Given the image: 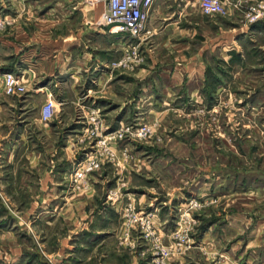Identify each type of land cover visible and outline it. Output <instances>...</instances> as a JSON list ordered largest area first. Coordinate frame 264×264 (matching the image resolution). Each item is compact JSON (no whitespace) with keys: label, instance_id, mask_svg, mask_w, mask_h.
Returning a JSON list of instances; mask_svg holds the SVG:
<instances>
[{"label":"rangeland","instance_id":"rangeland-1","mask_svg":"<svg viewBox=\"0 0 264 264\" xmlns=\"http://www.w3.org/2000/svg\"><path fill=\"white\" fill-rule=\"evenodd\" d=\"M92 1L0 0V264H264V0L201 10L210 38L168 56L141 42L149 11L141 33L116 34ZM84 15L106 32L84 34L93 60L74 78L35 63ZM215 21L248 32L215 47ZM16 35L37 50L30 75Z\"/></svg>","mask_w":264,"mask_h":264},{"label":"crops","instance_id":"crops-1","mask_svg":"<svg viewBox=\"0 0 264 264\" xmlns=\"http://www.w3.org/2000/svg\"><path fill=\"white\" fill-rule=\"evenodd\" d=\"M227 3L236 0H226ZM257 0H244L246 4L255 2ZM200 0H155L152 7L149 10V22L147 24L148 31L151 34L145 36V38L141 39L144 48H147L148 44H152V46H161L165 47L168 50L167 56L169 54H173L174 52L178 54H183L187 52L189 46L192 44L193 39L196 37L197 39L206 43V41L210 38L211 32L209 29L211 17L203 15L199 6ZM83 12V10H81ZM232 11V17L226 18V22L230 25L237 24L238 21V12L235 10ZM85 14V13H84ZM89 16L93 18V12H89ZM89 18V17H88ZM83 26L81 30L78 32H70L66 37L58 38L54 42L51 41L52 45H49L50 48H45V52L41 54L42 57L40 59H36L35 63L38 65H42V63L38 62L39 60L45 62L48 60L53 64H61L62 66H58V69L62 70V73L69 74L72 78H74L76 74H78L83 67H85V63L90 62L95 57L90 50V46H92V39L86 38L84 39V34L87 35H98L99 37H103L106 35V32L98 31L95 23H92L85 19V15L83 17ZM226 23V24H227ZM214 29L217 31V40L218 43L215 47H223L228 42L222 41L225 39V35L228 32V28H225L224 23H220L215 21ZM251 27L250 30H254L258 27ZM246 27H232L229 28V39H232L235 44H238L240 37L248 32V28ZM104 34V35H103ZM223 34V36H222ZM220 35V36H219ZM29 38V37H28ZM25 37L23 41H20L17 38L10 43L11 52L13 51V55L19 57L18 60L22 64L23 73L29 72L33 69L34 61L33 58L36 54V49L31 48L32 43L31 39ZM93 38V37H92ZM106 38V37H105ZM227 39V38H226ZM87 40V43L84 41ZM111 40V39H110ZM206 40V41H204ZM109 47L105 48L106 57L109 55L107 53L113 52L114 44L112 40L110 41ZM81 44L85 45V52L80 56V58L73 57L74 55H78V48ZM234 44V45H235ZM1 46L4 47V42L1 43ZM170 47L172 49H170ZM44 50V48L42 49ZM237 53H231L228 58L231 61H235L240 59L239 51ZM179 56L181 59L182 56ZM65 71V72H64ZM46 74L45 68L42 69L41 75ZM25 76L27 74H24ZM41 92L46 93L47 88L43 86L40 89ZM16 152V149H13V152ZM209 249H204V255L208 254ZM231 264H236L238 261L234 258V256H229ZM241 258L238 257V260ZM233 260V262L231 261ZM120 264V263H115ZM123 264V263H121Z\"/></svg>","mask_w":264,"mask_h":264},{"label":"built area","instance_id":"built-area-1","mask_svg":"<svg viewBox=\"0 0 264 264\" xmlns=\"http://www.w3.org/2000/svg\"><path fill=\"white\" fill-rule=\"evenodd\" d=\"M155 0H94V3H103L106 5L103 13V22L105 26L111 27L112 32L116 34L132 33L138 35L145 28L148 20V11ZM93 3V1H92ZM93 3V4H94ZM200 8L208 16L224 15L227 13L228 3L226 0H201ZM264 9V5L260 6ZM257 17H254V19ZM6 91L8 94L20 93L23 89L19 81L13 74H5L4 77ZM55 104L48 101L43 110L42 116L49 120L54 115Z\"/></svg>","mask_w":264,"mask_h":264},{"label":"bare ground","instance_id":"bare-ground-1","mask_svg":"<svg viewBox=\"0 0 264 264\" xmlns=\"http://www.w3.org/2000/svg\"><path fill=\"white\" fill-rule=\"evenodd\" d=\"M104 23V22H103ZM105 25V24H104ZM5 77V75L3 76V78Z\"/></svg>","mask_w":264,"mask_h":264}]
</instances>
